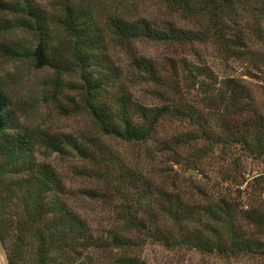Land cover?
Wrapping results in <instances>:
<instances>
[{
	"label": "trees",
	"instance_id": "trees-1",
	"mask_svg": "<svg viewBox=\"0 0 264 264\" xmlns=\"http://www.w3.org/2000/svg\"><path fill=\"white\" fill-rule=\"evenodd\" d=\"M24 1L23 25L38 40L37 67L77 79L73 111L92 120L97 136L20 130L0 89V243L8 264H105L94 257L102 250L112 255L107 264H144L138 239L169 251L264 255V244L243 232L232 204L209 186L215 159L226 162L224 174L238 187L244 173L229 171L235 154L264 160V95L260 101L245 81L220 79L186 58L164 64L136 49L142 42L213 43L230 60L264 67V58L251 51L258 31L246 29L250 13L264 17V0H131L166 7L170 19L161 22L135 16L128 1L114 7L110 0H52L43 9ZM6 6L0 0V10ZM177 17L200 28H181ZM118 53L128 60L125 70ZM174 122L191 132L168 134L166 125ZM105 140L141 152L122 155ZM54 154L85 164L76 168L79 176L105 186L121 204L122 219L107 239L95 236L72 207L60 173L36 161ZM255 181L264 186V175ZM242 218L264 233V200L253 198Z\"/></svg>",
	"mask_w": 264,
	"mask_h": 264
},
{
	"label": "rangeland",
	"instance_id": "rangeland-1",
	"mask_svg": "<svg viewBox=\"0 0 264 264\" xmlns=\"http://www.w3.org/2000/svg\"><path fill=\"white\" fill-rule=\"evenodd\" d=\"M4 1L7 8L0 10V89L8 98L14 123L20 126V130L44 132L52 137L62 138L83 134L96 137V128L92 120L85 114H76L73 111L72 101L80 100L74 86L77 79L65 73L57 74V71L50 67H37L33 51L38 40L23 25L28 19L27 13L22 10L27 8V2L24 0ZM51 1L30 0L29 2L36 8L43 9L50 7ZM110 1L114 7H119L125 3L124 1H128L129 5L136 9L133 13L138 17L154 19L159 22L170 19L166 7L155 2L144 6L136 4L134 6L131 0ZM246 19V29L258 31L251 51L255 54V58H264V17L250 13ZM174 21L181 28L195 30L200 28L198 24L190 20L177 17ZM259 36L263 38L262 42L257 40ZM136 49L139 55L162 61L164 64H167L168 59L178 61L180 58L188 59L191 64H202L209 67L220 79L235 78L245 81L252 88L255 96L260 98V101L263 98V65L257 68V64L252 60H230L213 43H197L194 46L173 48L156 42H142L136 45ZM116 63L122 70H125L128 60L118 53ZM191 130V127L175 122L166 125V132L170 135L190 133ZM105 144L109 149L122 155L141 152L138 147L127 148L115 140H105ZM236 154L229 171L233 176H240V172L244 173V178L238 180L243 184L241 187L232 182L233 178L227 180L228 174H224L226 162L220 159L214 161L215 173H209L212 175L213 181L209 182L208 179H203L201 176L199 179L209 182V186L214 188L219 197L232 204L239 216L243 232L248 237L264 244V233L260 232L256 226L247 225L242 218L244 214L251 211L253 198H256L257 201L264 200V194L261 193L264 188L263 182L258 184L255 181L256 177L264 175V160L246 158L241 152ZM231 160L229 159V161ZM36 161L52 165L60 173L68 190L71 191L70 203L72 207L88 221L95 236L107 239L109 232L122 219L123 209L115 199V195L113 196L105 186L93 184L79 176L76 168L83 167L85 164L76 158L56 154L51 157L40 155L37 156ZM216 172L220 174H216ZM87 190H94L97 194L94 198L87 197L85 194ZM137 243L136 253L144 264H264V255L261 254L225 257L217 252L199 253L189 249L169 251L149 240L138 239ZM111 256L110 250L106 253L102 250L94 257L107 264L106 258ZM0 264H8L7 255L1 243Z\"/></svg>",
	"mask_w": 264,
	"mask_h": 264
}]
</instances>
